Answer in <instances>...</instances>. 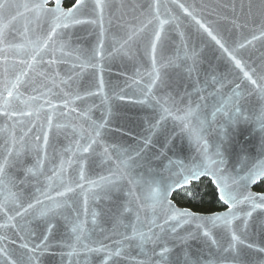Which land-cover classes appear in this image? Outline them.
Instances as JSON below:
<instances>
[{"label":"water","instance_id":"obj_1","mask_svg":"<svg viewBox=\"0 0 264 264\" xmlns=\"http://www.w3.org/2000/svg\"><path fill=\"white\" fill-rule=\"evenodd\" d=\"M66 1L75 3V0H61V7L65 10L69 8L65 7ZM37 2L38 0H9L8 6L0 11V26L7 25V39L0 44V159L5 155V149L12 146L15 138V149H20L23 144L27 151V155L23 157L25 167H33L37 159L43 160V166L35 169V175L26 174L19 169L9 170V176L15 178L14 186H10L11 191L19 195L21 205L26 207L36 199L43 201L23 217H18L17 224L30 222V227L42 233L48 218L39 217V210L51 207L54 202L67 201L81 213V219H86L85 228H91L92 212L99 213L101 209L113 207L107 200L101 202L94 199L92 193L99 190L88 183L107 175V169L111 167L106 159L101 164L100 153L104 146L109 147V153L115 159L117 153L113 146L119 149L137 147L142 137L151 135L152 144L146 149V162L153 169L156 178L171 185H175L176 181L183 183L184 169L191 167L193 163H199L203 157L195 143L190 142L188 133L181 132V122L174 120L172 116L162 121L152 133L150 125L155 124L153 117L158 112V109L150 106L154 102L152 96L159 97L164 93L175 96L177 103L172 109L173 115H182V112H176V108L186 107L189 97L185 96V92L190 93L192 101L207 104L206 114L211 119L214 99L230 95L235 89L240 93L239 101L245 115L253 122L240 124L235 131L229 129L230 142L225 145L227 164L223 179L231 185L230 177L237 172L243 175L254 164L264 162V131L255 122L264 108L262 0H159V19L156 18L155 0H105L102 14L99 10L92 11L93 5L89 0L88 10L79 14V18L94 20L95 23L72 24L67 29H57L51 39H48L50 22L43 21L39 27L32 23L35 12L30 9ZM250 3L253 6L251 13L248 7ZM180 4L210 27L228 51L220 48L179 7ZM24 5L28 7L25 8ZM48 7H54V0H50ZM159 20H166L167 23L161 28ZM145 25L147 26L144 27ZM141 28L143 31L137 32L135 38L124 45L127 34ZM156 31L161 32V38L156 42L153 53L151 44ZM22 33L24 34L21 35ZM241 44H244L243 48L239 47ZM153 57L156 71L170 86L165 87L157 81L147 102L141 104L139 101L146 99L144 93L155 78ZM232 57L240 61V67L236 66ZM193 58L194 67L198 71L189 75L188 68L193 66ZM169 61L172 63L169 64ZM73 65L77 67L74 68ZM245 71L257 81L256 85L244 76ZM25 72L27 75H21ZM17 76L20 81L17 88L13 89ZM212 77H216L219 83L213 84ZM101 79L103 89L99 87ZM237 84L240 85L239 89H236ZM197 88L203 91L197 93ZM9 90L13 91L11 97L8 96ZM89 92L97 94L88 95ZM212 93L216 94L215 97L210 95ZM122 94L130 98L118 99ZM77 95L81 99H76ZM201 95L206 98L205 101H199ZM65 100L69 102L68 107L64 106ZM73 108L76 111H71ZM5 112L8 115H3ZM102 116H108L109 124L101 130V137L98 138L100 143L94 145L89 153H83L76 142L86 144L92 122L100 123ZM49 117L52 119L51 125L48 123ZM221 123L223 117L218 115L212 129L204 134L209 155L215 151ZM45 132L49 136L46 149L43 145ZM36 136L41 137L40 141H36ZM81 169L84 173L83 181L80 180ZM204 178L214 184L219 197L214 178L201 175L182 187H175L168 193V200L177 210H188L198 216L227 215L229 205L220 199L225 209L214 213L194 212L180 207L173 200L176 192ZM263 180L264 178H260L255 184L250 183L247 191L264 194L255 190ZM77 183L84 184L83 191L76 189L75 193L57 196L67 185L74 187ZM137 194L143 197L145 193L138 190ZM6 195L7 189L0 188V199ZM85 195L88 196L86 206ZM46 197H53L54 200ZM72 208L60 209L61 215L52 220L55 225L50 237L52 247L40 256V264H85L86 260L87 264H101L107 255L104 252L86 253L77 247L78 255L62 257V253L71 250L65 245L73 242V237L69 234L70 225L63 218L64 215L72 217ZM248 210V204L237 205L234 209L240 215V219L233 221V228L238 235L241 234L243 212ZM11 214L14 215V212ZM166 218L165 212L157 209V222L163 223ZM5 219L0 213V223H4ZM199 223H204L209 229V237L203 236V230L197 228ZM103 226L111 227L110 224ZM173 226L176 227L175 233L170 231ZM165 228L168 230V237L166 244L162 246L170 249L166 254L168 264H203L205 261L226 264L237 253L244 264H264V252L257 250L264 248L262 209L256 210L249 219V228L241 236L245 243L237 245L236 250L230 252L224 251L230 242V232L226 228H212L207 221L185 224L183 219L179 223L170 221ZM24 235L25 241L30 244L39 242V236L30 238L26 232ZM0 236L9 237L8 241H0V246L6 247L15 259L21 251L19 244L22 241L10 228L0 229ZM213 239L217 241L216 244H212ZM13 240L15 243H12ZM104 243L109 244L112 249L116 247L110 241L105 240ZM247 244H252L253 248H248ZM160 247L156 246V252L160 251ZM145 259L136 251L129 255L125 249L121 257H112L107 264H139V261ZM156 259L158 257L154 256L153 260ZM0 264H8L3 255H0Z\"/></svg>","mask_w":264,"mask_h":264},{"label":"snow or ice","instance_id":"obj_2","mask_svg":"<svg viewBox=\"0 0 264 264\" xmlns=\"http://www.w3.org/2000/svg\"><path fill=\"white\" fill-rule=\"evenodd\" d=\"M50 0H38L32 6V11L35 12V18L32 23L39 27L43 21L50 22V31L48 33V39H51L53 35L56 34L57 29L69 28L72 24H82V23H95L94 20L81 19L79 14L88 10L89 0H75L73 6L67 8L66 10L61 7V0H54V7L49 8ZM92 11H97L102 14L105 0H91ZM9 0H0V11H3L8 6ZM158 3L159 0H155V6L157 9L156 18L159 19L158 13ZM264 3V0H262ZM27 8V5H24ZM184 12L191 16L193 20L202 28L208 36L211 37L217 45L220 46L225 52L228 49L221 42V40L213 34V31L206 24L197 19L192 12L185 8L183 4L179 5ZM243 7V6H242ZM249 13H251L252 4H249ZM13 20L15 17L12 18ZM151 23V21H149ZM162 26L167 23L166 20H159ZM145 25L144 27H146ZM7 25L0 26V44H3L7 39L5 29ZM143 31V28L132 31L127 34V38L124 39V45H127L132 41L137 32ZM25 33H27V27H25ZM22 33L21 35H23ZM264 35V33H261ZM161 38V32L156 31L154 33L153 42L151 44L152 52L155 53L156 42ZM256 39V37H253ZM250 43V41H249ZM123 46V45H122ZM100 47H103V42L101 41ZM243 48L244 44L239 45ZM231 55V54H229ZM235 60V57H232ZM172 61H169L171 64ZM236 66L240 67L241 63L239 60H235ZM195 59L193 58V66L188 68V73L191 75L194 71H198L195 67ZM31 67V65H29ZM77 67V65H73ZM153 71L156 73L155 78L152 83L147 87V91L144 93L146 99L139 101L143 104L147 102L149 94L152 92L153 86H156L157 81L160 84L169 87L160 76V73L155 69V58L153 57ZM21 75H27V73H22ZM151 75V74H150ZM244 76L247 77L253 85L257 84L255 79L249 75L248 72H244ZM20 81V77L17 76L16 83L12 85L13 89H16ZM207 83V82H206ZM212 83H219L216 77H212ZM223 86V85H221ZM99 87L103 89L104 83L101 79L99 82ZM240 85H236V89H239ZM197 93L203 91V89L197 88ZM219 89H217V92ZM97 93L89 92L88 95H96ZM215 97V93H212ZM8 96H13V91H8ZM185 96L189 97L188 103L185 108H176V112H182V115H173L172 109L176 106V97L164 93L159 97L152 96L151 99L154 101L150 106L154 109H158L155 119V124L150 125V129L154 134L158 125L162 121L166 120L169 116H172L174 120L181 122V132H187L190 142L195 143L198 151H200L203 159L199 163H193L189 168L184 169L183 183L176 181L175 185L166 184L163 180L156 178L153 169L146 162V149L152 144L151 135L148 137H142L138 143L137 147L129 148H115L116 151L115 159L109 153V147L104 146L101 155V164L105 162V159L111 164V167L107 169V175L101 176L99 180H92L88 183L94 186L99 191L93 192V198L101 202L107 200L112 203L113 207L108 209H101V212L91 213V228H85L86 219H81V213L67 201L65 203L54 202L51 207L43 208L39 210V217H47V221L44 224V230L42 233H38L36 229L30 227V222H25L24 224H17L16 220L18 217H23L25 213L29 210L34 209L36 205L42 204L43 201L36 199L34 203H28L26 207L19 203L20 197L16 192L11 191L10 186L13 185L12 176H9V170L19 169L24 171L26 174L31 173L35 175V169L43 166V160L37 159L36 164L33 167H25L23 157L27 155L25 146L21 144L20 149H15V138H13V144L11 147L5 149V155L0 159V188L7 189V195L0 199V213L6 218L4 223H0V229L10 228L14 230L18 238L22 241L19 244L21 251L18 253L15 259L4 246H0V255H3L8 261V264H40V256L45 252H48L52 247L50 243V237L53 233L55 225L52 220L57 216L61 215L60 209L69 207L72 208L73 215L70 218L64 215L65 221L70 225V235L73 237V242L71 244H66L65 246L71 250L67 253H62V257L67 255L69 258L74 255H78L77 247H80L86 253H107L101 264H107L108 260L112 257H121L125 249L128 250L129 255L132 251H136L138 255L144 256L146 259L139 261V264H168L167 253L170 249L167 246H162L166 244L168 237V230L165 225L169 224L170 221H177L179 223L183 219V223H191L193 221H207L211 224L212 228L223 227L230 232V242L228 247L224 249L225 252L235 251L237 245H243L245 241L241 236L249 228V219L253 216V213L258 209L264 210V194H253L247 191L248 185L255 184L258 179L264 178V162L254 164L250 169H248L243 175L239 172L231 179V185H229L224 179V174L226 172L225 165L227 160L225 159V145L230 142L229 129L232 131L237 130L238 126L243 123L253 122L250 117L245 115V110L240 104L239 97L240 93L235 89L230 95L220 96L214 99L211 111V119L208 118L207 104H201L200 102H194L190 99L191 94L185 92ZM126 95H120L118 99L125 100ZM76 99H81L79 95ZM183 99V98H181ZM204 96H199V101H205ZM69 102L65 100L64 106L68 107ZM195 104V106H193ZM55 107V105H53ZM71 111H76V109H71ZM3 115H8V113H3ZM15 115V113H13ZM111 115L109 112L108 116ZM223 117V123L219 125V135L218 142L215 145V151L209 155L208 153V142L204 139V134L212 129L216 122L217 116ZM108 116H102L101 122L97 123L95 121L91 124V133L88 137V142L86 144H80L77 141L78 149L82 150L83 153H89L93 150L94 145L100 143L99 137H101V130L109 124ZM158 117V118H156ZM193 117L195 118V123H193ZM257 123L260 125V130L264 131V108L261 109L259 116L256 118ZM49 125L52 123L51 117L48 119ZM59 127V126H58ZM36 141H40L41 137L36 136ZM135 139V137L133 138ZM23 137H21V141ZM49 141L48 133L45 132L43 135V145L46 149ZM63 162H61L62 168ZM201 175L212 176L215 183L219 189V199L229 205L227 215H212L209 217L198 216L188 210H177L171 201L168 200V193L173 191L175 187H182L183 184L190 183L192 180L198 179ZM80 180H84V173L81 169ZM23 183V181H20ZM76 189H81L83 191L84 184L77 183L73 187L71 184L67 185L62 192H58L57 196L64 197L69 193H75ZM231 189V190H230ZM145 193L143 197L137 194V191ZM243 190V191H241ZM246 193V194H245ZM123 197V199H121ZM49 200H54L53 197H46ZM88 203V196H84V205ZM248 204L250 205V210L243 212L242 219V229L241 234L238 235L237 231L233 228V221L240 219V215L234 211L237 205ZM19 208L20 210H17ZM157 209L164 211L166 219L163 223H158L156 219ZM14 212V215L11 214ZM85 215H87V208L84 209ZM149 213H151V218H149ZM110 224L111 227H105L103 225ZM198 229L203 230V236L209 237L210 231L204 223H199L196 225ZM170 231L172 233L176 232V227L173 226ZM30 238H35L39 236V242L30 244L25 241L24 233ZM114 237H119V239H114ZM183 239V238H181ZM9 237L0 236V241H8ZM110 241L116 245L115 249L109 247V244H105L104 241ZM98 242V246L97 245ZM212 244H216L217 241L213 239ZM12 243H15L13 240ZM151 246V247H149ZM156 246H161L160 251L156 252ZM248 248H253L252 244H247ZM260 252H264V248L257 249ZM156 256L158 259L153 260ZM187 259V256H186ZM87 264V260L85 261ZM203 264H214L213 261H205ZM226 264H244L239 254Z\"/></svg>","mask_w":264,"mask_h":264},{"label":"trees","instance_id":"obj_3","mask_svg":"<svg viewBox=\"0 0 264 264\" xmlns=\"http://www.w3.org/2000/svg\"><path fill=\"white\" fill-rule=\"evenodd\" d=\"M73 3L72 1H66L65 7H70ZM255 190L264 192V180L255 187ZM173 200L180 207L188 208L198 213H214L225 209V206L219 200L214 184L207 178L176 192Z\"/></svg>","mask_w":264,"mask_h":264}]
</instances>
